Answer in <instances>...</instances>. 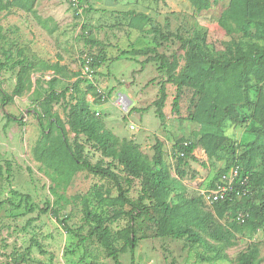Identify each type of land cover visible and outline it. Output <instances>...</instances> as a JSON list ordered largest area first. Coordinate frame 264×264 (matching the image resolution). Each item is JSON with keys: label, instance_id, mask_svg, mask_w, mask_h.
Returning <instances> with one entry per match:
<instances>
[{"label": "rangeland", "instance_id": "obj_1", "mask_svg": "<svg viewBox=\"0 0 264 264\" xmlns=\"http://www.w3.org/2000/svg\"><path fill=\"white\" fill-rule=\"evenodd\" d=\"M110 1L115 2L113 10ZM82 3L86 6L82 15L75 14L66 0H37L35 14L18 8L0 13L5 36L0 39V90L12 97L2 103L0 93V163H11L9 181L0 180V198L11 200L0 207V264H114L95 237L88 236L90 223L84 219L82 211L85 202L92 211L106 218L119 209L118 205L109 207L101 202V198L118 194L114 181L85 170L68 178L57 177L34 157L33 147L41 135L35 110L40 111L39 102L49 91L54 75L50 69L39 68L41 62L53 64L58 61L66 68L56 75L57 80L52 85L61 91L80 78L79 54L86 52L94 61L101 49L85 40H102L109 59L99 70L93 67L91 82L98 95L110 92L111 96L99 100L88 94L86 99L90 109L98 113L96 116L120 141L138 144L149 159L154 154L153 145L160 139L164 162L174 177L173 146L176 141H198L202 131L213 128L211 121L218 113V106L208 96L195 95L190 87L183 88L179 109L174 111L172 99L176 85L166 82L167 74L158 70L159 62L152 57L146 63L142 61L155 52L165 54L170 60L175 56L178 61L176 73H179L184 65L179 37H193L203 48L219 56L233 53L235 40L218 23L228 0L212 2L209 8L201 11H197L189 0H105L104 5L101 0H82ZM128 10L149 16L140 23L142 29L129 28L135 13L124 14ZM146 48L154 50L148 51L147 55L121 54L122 50ZM17 60L33 63L34 67L20 70ZM5 61L8 62L6 66H1ZM163 81L166 82L167 98L162 122L156 115L154 102ZM81 87H86L84 82ZM120 96H129L131 102L128 104L127 97L123 107ZM53 110L65 121L62 101L54 103ZM66 128L67 138L72 141L74 135L68 126ZM253 137L245 125L226 121L220 138L237 146L238 155ZM80 140H83L82 136ZM194 154L197 160L182 166L184 177H175L180 186L170 193V197L180 191L187 198H197L200 190L209 188L212 178L224 166L223 160L209 159L200 145ZM84 155L92 163L101 158L90 145H86ZM104 160L108 162V159ZM112 170L119 176L123 188L128 190L127 196L137 199L141 190L139 180L129 186L119 166ZM62 171L59 167L58 172ZM51 187L60 197L56 207L58 216L67 220L72 233L65 231L50 210L40 212L47 201L51 203L57 197ZM29 207L34 210L28 211ZM198 207L217 239L206 236L207 243L193 245L185 238L156 236L155 223L149 219L150 207L148 215L134 220L125 214L119 217L110 227L120 250L121 264H236L239 253L252 244L258 245L260 263L264 264V228L254 232L244 228L230 231L225 219L214 216L203 201ZM121 209L127 211L130 206ZM131 228L137 237L132 253L126 244L132 234Z\"/></svg>", "mask_w": 264, "mask_h": 264}, {"label": "trees", "instance_id": "obj_2", "mask_svg": "<svg viewBox=\"0 0 264 264\" xmlns=\"http://www.w3.org/2000/svg\"><path fill=\"white\" fill-rule=\"evenodd\" d=\"M36 1L0 0V13H9L12 8H18L35 14ZM189 1L197 11H201L209 8L211 3L217 0ZM128 13H135L133 14L135 19L128 24L129 28L142 29L140 23L149 19L143 12L133 10L124 12ZM218 23L235 40V50L228 56H219L203 48L193 37H179L181 48L184 50V65L179 73H176L178 61L175 56L170 60L165 54L155 52L153 56H147L142 61L146 63L152 57L159 62L158 70L167 74L166 82L176 85V94L172 99L174 111L179 109L180 95L184 87L192 88L195 95L208 96L218 106V113L211 121L213 128L202 131L198 141L178 139L173 146L175 177L179 179L184 177L182 166L188 165L189 161L197 160L194 150L198 145L203 147L209 159L224 161V166L212 178L209 188L215 187L219 176L230 166L239 165L240 172L236 184L239 186L240 180H246L240 187L249 189V193L239 197L233 195L231 199L211 204L203 200L201 193L197 198H187L179 191L170 197V193L180 185L164 162L163 142L160 139L156 140L153 145V157L149 159L141 152L138 144L128 140L120 141L96 116L98 113L90 109L86 99L88 94L97 96L99 100L103 99L91 82L93 78L88 79L79 75L80 78L57 91L52 85L57 80L56 75L64 72L66 68L58 61L53 64L47 62L39 64V68L50 69L54 75L50 79L49 91L39 102L40 111L35 110L41 126V135L33 147L34 157L56 173L57 177L68 178L77 171L85 170L114 181L118 194L114 197L101 198V202L106 206H119V209L113 210L110 217L106 218L92 211L87 202L82 206L83 217L90 223L88 236L95 237L114 264H121L120 250L115 245L116 240L110 224L124 214L133 220L148 215L149 207L151 208L149 219L155 223L156 236L185 238L193 245L207 243L206 236L215 238L214 231L209 229L203 211L198 207L201 201L210 207L214 216L225 219L230 231H241L244 228L254 232L264 228V0H228ZM2 31L0 25V39L5 37ZM85 42L101 47L91 64L92 68L94 66L99 68L109 59L103 50L106 47L104 42L100 39H86ZM152 49L154 50V48L122 50L121 54L147 55ZM16 62L20 70L34 67L33 63L24 64V60ZM5 63L8 62H3L1 66H6ZM83 82L85 88L81 87ZM166 82L160 83L159 97L154 102L156 115L162 122L165 119L163 107L167 98ZM0 93L2 103L12 99L4 91L0 90ZM110 95V92L104 95V99L106 97L108 99ZM59 101L64 103L65 121L53 110V104ZM7 117L10 118L9 115ZM226 121L245 125L247 131L254 136L238 155L237 146L228 143L226 138H220ZM66 126L74 135L72 141L67 138ZM81 136L83 140H80ZM86 145L99 152L101 158L97 162L92 163L84 155ZM104 159H108V162ZM114 166L121 168L124 180L129 186L134 180H139L141 190L137 199L127 196L128 190L123 188L119 176L112 170ZM59 167L63 168L62 172H58ZM10 175L11 163L8 161L5 164L0 163V180L4 178L9 181ZM48 175L51 176L49 173ZM54 187H51V191L57 197L51 203L47 201L45 208L40 212L50 210L65 231L72 233L66 223L67 220L58 216L56 207L60 203V197ZM12 193L16 194L15 191ZM98 196L101 197V194L98 193ZM6 202L10 203V198H0V207ZM125 205H129L130 209L123 211L121 208ZM27 210L33 211L34 208L29 207ZM238 213L243 214V221L236 219ZM131 230L132 234L126 244L132 253L137 244V237L134 229ZM220 241L224 243L222 239ZM259 255L258 245L252 244L246 251L239 253L236 264H261ZM222 258L226 256L222 255Z\"/></svg>", "mask_w": 264, "mask_h": 264}, {"label": "built area", "instance_id": "obj_3", "mask_svg": "<svg viewBox=\"0 0 264 264\" xmlns=\"http://www.w3.org/2000/svg\"><path fill=\"white\" fill-rule=\"evenodd\" d=\"M66 1L75 14L82 15L83 9L86 7L85 4L83 5L82 0ZM79 60L81 63L80 76L92 79L94 70L91 66L92 57L90 56V54L86 52L79 54ZM100 93L102 95V98L104 99V95L102 94V92ZM120 100V103L124 107L126 103V98L124 96H120ZM130 128L134 129V126L131 125ZM239 172V165L235 164L230 166L224 173L219 176L214 188H204L200 190L203 200L206 203L211 204L220 200L231 199V196L233 195L239 197L241 195L249 193V189L245 187H240V185H243L246 180H240L239 186L238 184H236V179L239 175ZM236 219L239 221H243V214L238 213Z\"/></svg>", "mask_w": 264, "mask_h": 264}, {"label": "crops", "instance_id": "obj_4", "mask_svg": "<svg viewBox=\"0 0 264 264\" xmlns=\"http://www.w3.org/2000/svg\"><path fill=\"white\" fill-rule=\"evenodd\" d=\"M102 1V3H103V5L105 4V0H101ZM109 4L111 5V8H112V10L115 8L114 7V5H115V2H113V1H110L109 2ZM107 5V4H106ZM106 9H107V7H106ZM119 55V54H118ZM98 70H99V68H98ZM111 96V95H110ZM128 97V98H127ZM110 98V97H109ZM126 98H127V100H128V104L131 102L130 101V99H129V96H126Z\"/></svg>", "mask_w": 264, "mask_h": 264}]
</instances>
